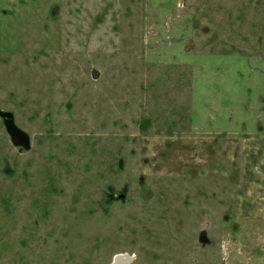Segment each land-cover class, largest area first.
I'll return each instance as SVG.
<instances>
[{"label": "rangeland", "instance_id": "obj_1", "mask_svg": "<svg viewBox=\"0 0 264 264\" xmlns=\"http://www.w3.org/2000/svg\"><path fill=\"white\" fill-rule=\"evenodd\" d=\"M252 164L264 0H0V264H264Z\"/></svg>", "mask_w": 264, "mask_h": 264}, {"label": "crops", "instance_id": "obj_2", "mask_svg": "<svg viewBox=\"0 0 264 264\" xmlns=\"http://www.w3.org/2000/svg\"><path fill=\"white\" fill-rule=\"evenodd\" d=\"M257 157H259V159L261 160V163H262L261 156H257ZM260 160H259V163H260ZM259 165H261V164H257V165L252 164V166H251L252 168L255 167V169H253L251 172L257 178V182L255 183V185L252 186V187H254L252 190H256L257 189V191H255L256 194L253 193L252 191L249 192V194H252L253 193L252 194V197H255V195H256V197L258 196V197H260V198H262L264 200V182L262 180V178L264 177V174H261L262 171L259 170V168L261 166H259ZM257 173L259 175V179H258ZM255 199L256 200H250V203L251 204L250 203L246 204V208H248V209H256V208H258V209H264V201H261L260 199L257 200V198H255ZM242 209H245V208L243 207Z\"/></svg>", "mask_w": 264, "mask_h": 264}, {"label": "water", "instance_id": "obj_3", "mask_svg": "<svg viewBox=\"0 0 264 264\" xmlns=\"http://www.w3.org/2000/svg\"><path fill=\"white\" fill-rule=\"evenodd\" d=\"M93 76L98 77V72L96 70H93ZM5 117L9 119V120H5V122H6L8 132L11 135L14 145L23 146L24 148L29 149L30 148L29 136L25 132L21 131L19 128L15 126V124L13 123L9 115H6ZM121 198L124 199L125 195H122Z\"/></svg>", "mask_w": 264, "mask_h": 264}, {"label": "bare ground", "instance_id": "obj_4", "mask_svg": "<svg viewBox=\"0 0 264 264\" xmlns=\"http://www.w3.org/2000/svg\"><path fill=\"white\" fill-rule=\"evenodd\" d=\"M116 261H117V259H116Z\"/></svg>", "mask_w": 264, "mask_h": 264}]
</instances>
